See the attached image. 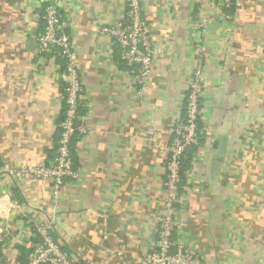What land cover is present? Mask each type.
I'll return each instance as SVG.
<instances>
[{"label":"crops","instance_id":"1","mask_svg":"<svg viewBox=\"0 0 264 264\" xmlns=\"http://www.w3.org/2000/svg\"><path fill=\"white\" fill-rule=\"evenodd\" d=\"M49 1L0 0V264H21L38 224L73 264H150L199 46L203 126L173 241L202 264H264V0H140L157 53L144 91L103 32L125 0H60L83 93L76 177L59 191L30 173L53 168L65 114V67L34 40Z\"/></svg>","mask_w":264,"mask_h":264},{"label":"built area","instance_id":"2","mask_svg":"<svg viewBox=\"0 0 264 264\" xmlns=\"http://www.w3.org/2000/svg\"><path fill=\"white\" fill-rule=\"evenodd\" d=\"M60 4V0H50L45 4L42 15L43 27L37 36V43L38 52L42 57L57 50L59 58L63 61L67 79L64 120L60 126L61 135L53 168L42 165L30 171L36 177L52 182L56 191L62 188L67 179L76 177L71 146L75 135L80 131L77 122L83 93L77 56L67 32ZM222 5L231 9L233 1L222 0ZM125 8V17L115 24L105 26L103 32L109 35L119 50L122 63L132 69L136 85L144 91L152 75L157 53L153 49L150 29L142 17L140 0H125ZM196 30L202 37L204 34L202 24H198ZM203 53V48L199 46L194 79L189 85L183 108L185 113L176 121L172 129L173 140L167 148L165 198L158 219V239L153 252L148 255L150 264H202L197 254L181 245H175L173 237L180 188L183 183L185 155L193 152L195 156L200 144L198 120L202 113L204 93ZM34 230L41 241L33 246L27 258L28 264H73L69 254L53 240L49 226L38 224L34 226ZM2 241L0 239V243Z\"/></svg>","mask_w":264,"mask_h":264},{"label":"trees","instance_id":"3","mask_svg":"<svg viewBox=\"0 0 264 264\" xmlns=\"http://www.w3.org/2000/svg\"><path fill=\"white\" fill-rule=\"evenodd\" d=\"M233 1V5H234V0H232ZM233 5H232V7H233ZM232 7H231V9L230 10H232ZM60 61H61V64L63 63V61L60 59ZM64 107H66V104H65V106ZM185 112H184V110H183V114H184ZM62 120H64V115H63V117H62ZM77 125H78V122H77ZM201 126H203L202 125V122H201V116H200V118H199V120H198V128H199V131L201 130ZM60 133H61V128H60ZM76 137H77V134L75 135V137H74V139H73V141H72V152H73V148H74V142H75V139H76ZM200 141V140H199ZM192 158H193V152H189V153H187L186 155H185V159H184V166H183V179H184V172H185V170L186 169H188V167H189V165H190V163H191V161H192ZM36 237V241L37 242H35L34 244H37V243H39L40 242V238H39V236H38V234H37V236H35ZM34 246V245H33ZM18 247V249H19V251L21 252V256L19 257V262H21V264H28V260H27V258H28V256H29V254L31 253V251L33 250V247L31 248V247H29V248H26V247H24V246H21V245H18L17 246ZM1 248H0V252H1Z\"/></svg>","mask_w":264,"mask_h":264},{"label":"water","instance_id":"4","mask_svg":"<svg viewBox=\"0 0 264 264\" xmlns=\"http://www.w3.org/2000/svg\"><path fill=\"white\" fill-rule=\"evenodd\" d=\"M35 37H37V32H35L34 33V40H36V38Z\"/></svg>","mask_w":264,"mask_h":264}]
</instances>
